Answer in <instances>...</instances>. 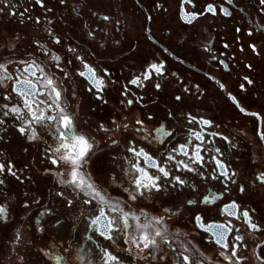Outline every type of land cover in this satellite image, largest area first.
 <instances>
[{
    "label": "flooded vegetation",
    "instance_id": "flooded-vegetation-1",
    "mask_svg": "<svg viewBox=\"0 0 264 264\" xmlns=\"http://www.w3.org/2000/svg\"><path fill=\"white\" fill-rule=\"evenodd\" d=\"M0 64V264H264L262 0H0ZM62 115L94 142L82 171L106 203L67 183Z\"/></svg>",
    "mask_w": 264,
    "mask_h": 264
},
{
    "label": "snow or ice",
    "instance_id": "snow-or-ice-1",
    "mask_svg": "<svg viewBox=\"0 0 264 264\" xmlns=\"http://www.w3.org/2000/svg\"><path fill=\"white\" fill-rule=\"evenodd\" d=\"M262 2H264V0H262ZM208 10L212 11V7L211 5L208 6ZM105 19H107V17H105ZM57 43H59V41H56ZM52 59L59 61L60 57L56 54H52ZM29 67H31V65H29ZM154 71L156 72H160L163 68V65H159L157 66L156 64H153L150 66ZM86 68V72L87 73H91V76L94 77L95 73L93 72V70L88 67L87 65L85 66ZM42 71V70H41ZM0 73H2V75H0V81H2L4 78H8L10 79L11 76L7 73V66L4 64H0ZM35 73H33L34 75ZM86 73L85 72H81L80 75L84 76ZM144 79H148V76L145 75ZM247 79V78H245ZM138 80H133L132 83H138ZM19 83H22L24 85H31V81H19ZM45 83L48 86H52V93L55 95L56 97V101L58 102L59 97H60V93L56 90V88L53 86L54 85V81L52 79H46ZM248 83L251 84L252 81L248 80ZM94 84L97 88H102L103 86V81L100 79H96L94 80ZM221 87H223V85H221ZM243 87V85L241 86ZM13 91H17L19 95L27 97L29 94L26 93L25 91H23L22 89L18 90L17 88H13ZM34 94V93H33ZM7 99V97H5ZM177 99H180L179 97H177ZM234 99V98H233ZM129 104L132 103L131 100L128 101ZM3 107L7 108V105H4ZM24 107L29 109V114L32 116V120L31 121H27L25 124V127H21L19 129V131L22 134H27L28 131H31L32 135L29 137V139H36V131L35 129H33L31 127L32 122H36V123H41L42 121H44L45 117L44 116H37L35 114V112L31 111V101L27 98H25L24 100ZM61 112L64 111L63 108L60 109ZM241 111H243V109H241ZM9 112L14 113L17 115L18 119L23 120L24 119V113L22 111V109L20 107H11L8 109V111L4 112V115L7 116L9 114ZM255 115V114H253ZM48 120H52L55 119L54 117H48ZM3 121H0V123H2ZM60 122L62 127L65 129V131H61L60 132V139H61V144L59 145L57 151L59 149H65V154L59 157L60 161H63L65 164L69 165L71 168L70 171V177L71 179L69 181H67V183L75 185L76 188H79L81 190L84 189H91L92 192L99 198V200L101 202L106 203L107 201L105 200V197L100 193V191H98L94 184L89 182L90 181V177L87 176V174H85L82 171V167L84 164L87 163V156L90 154L91 149L93 148V143L92 141H90L89 138H87L86 136H84L83 134L77 135L75 134V132L73 131V125H72V119L71 117L67 116V115H62L60 117ZM137 124H142V121L137 120L136 121ZM205 124L209 123L208 121H204ZM103 127V126H101ZM125 127H127V125H125ZM163 127V126H161ZM160 131V130H157ZM197 138H199V134H197ZM262 139H264V137H262ZM184 146L181 145V149H183ZM137 155H144L146 159H151L150 157L147 156L146 153H143V150H141L140 152L137 153ZM185 155H187V153L185 152ZM198 156V153H197ZM171 158V157H170ZM57 160H53V163H57ZM219 163V162H217ZM153 166L155 167V164H153ZM187 167V165H185ZM222 166V165H221ZM4 170V165L0 164V172H2ZM190 171L192 169H189ZM9 171H11V169H9ZM139 171L143 172V169H139ZM160 172H162L165 176L168 175V173L164 170V168H160L159 169ZM259 179L264 180V174H261L260 177H258ZM149 180H151V178H148ZM177 180H179V178H176ZM181 183H183V181H180ZM3 181L0 180V184H2ZM135 183L137 185L141 184L140 180H136ZM153 186L155 187V184H153ZM243 190V189H242ZM135 197H133L134 199ZM227 208H234L236 207V205L233 203L232 205H228L226 206ZM104 215L103 211H101L100 216H97L92 223L96 224L101 217ZM7 216V209L5 206L0 205V219H5ZM128 214L125 213L124 217H125V223H127V218ZM243 216L247 219L249 214L247 211L243 212ZM196 220L199 222L201 220V217L197 216ZM248 222L250 223V226L255 229L257 228V225L254 223H251L250 220H248ZM157 223H160L159 220H157ZM108 228H112L113 227V221H108ZM148 225H144L143 227H147ZM200 227L205 228V230H211L213 228H222L223 225H218V224H209L207 226H205L204 224H200ZM102 235H104V233H101ZM162 233L160 231H156L155 236H161ZM215 235V233H214ZM108 239H111V236L107 237ZM224 238V234L220 233L219 234V238L217 239V243L220 244L223 241ZM20 239V232L19 230H17V240ZM236 239H240V237H236ZM140 240L143 241V247L144 248H150L152 246H155L156 244V240L154 237H150L148 234H144L140 237ZM224 247H227V245H224ZM105 255L107 256L108 260H112V261H116L118 258L115 255H111L110 253L107 252V250H105ZM221 255H224L223 253H221ZM232 256H236V250L235 248L232 249ZM184 261L187 262L189 261V257L188 256H183ZM225 259H230V257H225Z\"/></svg>",
    "mask_w": 264,
    "mask_h": 264
}]
</instances>
